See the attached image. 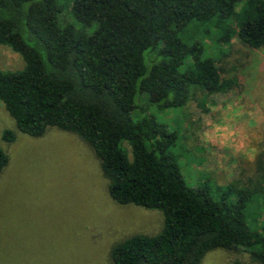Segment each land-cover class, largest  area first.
<instances>
[{"label": "trees", "instance_id": "obj_1", "mask_svg": "<svg viewBox=\"0 0 264 264\" xmlns=\"http://www.w3.org/2000/svg\"><path fill=\"white\" fill-rule=\"evenodd\" d=\"M231 37L264 48V0H0V45L23 60L21 69L0 68V101L16 128L76 134L99 160L113 201L162 213L159 232L116 243L109 264H200L215 249L264 264L263 158L245 180L206 174L187 186L169 150L180 143L193 154L181 124L170 130L148 112L183 114L198 88H236L237 75L221 64L226 47L216 51ZM7 163L0 149V173Z\"/></svg>", "mask_w": 264, "mask_h": 264}, {"label": "rangeland", "instance_id": "obj_2", "mask_svg": "<svg viewBox=\"0 0 264 264\" xmlns=\"http://www.w3.org/2000/svg\"><path fill=\"white\" fill-rule=\"evenodd\" d=\"M68 22L79 27L70 17ZM229 42L216 51L226 47L221 64L237 75L236 88L214 95L198 88L183 114L179 107L148 110L170 130L181 124V143L196 160L183 154L180 143L169 150L187 186L206 174L217 183L239 182L254 176L258 158L264 161V48L236 37ZM22 67L20 55L0 45V68ZM5 130L13 140L2 137ZM0 149L8 157L0 173V264H109L116 243L162 227L160 210L110 198L99 160L79 136L55 127L38 137L24 134L1 101ZM200 264L258 263L243 251L215 249Z\"/></svg>", "mask_w": 264, "mask_h": 264}]
</instances>
